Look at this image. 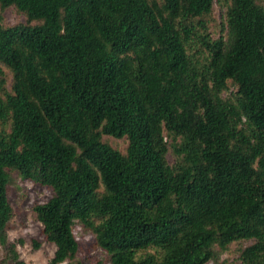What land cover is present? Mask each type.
I'll return each instance as SVG.
<instances>
[{
	"label": "trees",
	"instance_id": "1",
	"mask_svg": "<svg viewBox=\"0 0 264 264\" xmlns=\"http://www.w3.org/2000/svg\"><path fill=\"white\" fill-rule=\"evenodd\" d=\"M9 173L51 191L49 264L75 224L108 264H224L240 241L264 264V0H0V247L21 264Z\"/></svg>",
	"mask_w": 264,
	"mask_h": 264
},
{
	"label": "rangeland",
	"instance_id": "2",
	"mask_svg": "<svg viewBox=\"0 0 264 264\" xmlns=\"http://www.w3.org/2000/svg\"><path fill=\"white\" fill-rule=\"evenodd\" d=\"M213 15L216 19L219 18V12L215 5L213 6ZM1 20L4 25L11 26L24 22V17L9 7L1 13ZM103 140L119 152L125 148L124 139L116 140L103 137ZM166 158L170 162V156L167 155ZM6 197L12 212L6 228V240L9 244L14 245L17 261L21 264H49L54 246L43 239L41 225L35 220L32 207L45 203L51 197V191L48 188L22 180L14 173H9ZM72 234L77 242V251L72 264H108L105 260V253L94 244V237L90 232L75 224ZM34 243L37 244L36 247H34ZM248 244L250 243L245 241L229 244L218 255V263L240 264L239 251ZM0 264H13L6 258V253L1 247Z\"/></svg>",
	"mask_w": 264,
	"mask_h": 264
}]
</instances>
